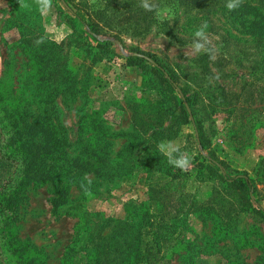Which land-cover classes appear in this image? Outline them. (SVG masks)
Returning a JSON list of instances; mask_svg holds the SVG:
<instances>
[{"label":"rangeland","instance_id":"1","mask_svg":"<svg viewBox=\"0 0 264 264\" xmlns=\"http://www.w3.org/2000/svg\"><path fill=\"white\" fill-rule=\"evenodd\" d=\"M131 1L140 2L69 0L92 13L100 9L105 15L100 22L113 29L124 27L119 13ZM150 2L156 5L155 19L146 32L124 31L113 37L87 33L60 0H51V8L43 11L37 0H23L27 7L21 0H0V264H61L65 256H83V251H70L79 244L74 239L82 222L79 206L91 219L112 217L113 225L133 217V209L146 198L144 173L133 164L140 155L139 143L146 130L165 125L177 114L179 98L191 104L225 173L256 179L257 162L264 157V41L248 33L247 26L249 19L264 24V12L243 16L241 26L236 10L226 7L228 0H205L203 8ZM187 12L190 20L184 17ZM204 21L213 51L196 53L189 31ZM161 22L175 35L165 34ZM131 52L154 58L173 84L150 64H127ZM164 141L180 144L192 156L189 169L182 171L160 153V161L177 177L157 170L150 175L166 181L164 191L170 197L186 192L193 201L186 227L180 225V239L174 249L167 248L168 263L264 264L262 223L248 211L229 206V198L222 197L219 216L205 209L213 206L221 183L198 168L202 160L191 123ZM20 142L48 149L43 167L59 170L53 181L25 180L20 155L13 150ZM92 142L105 148L108 162L128 175L80 171L75 160L85 157L84 146ZM254 184V196L264 208V166ZM60 185L67 199L62 210L75 205L69 209L73 215L50 212L48 200ZM85 188L91 195H85Z\"/></svg>","mask_w":264,"mask_h":264},{"label":"trees","instance_id":"2","mask_svg":"<svg viewBox=\"0 0 264 264\" xmlns=\"http://www.w3.org/2000/svg\"><path fill=\"white\" fill-rule=\"evenodd\" d=\"M66 9L72 14L73 17L80 23L87 33L91 35L107 34L113 37L119 36L122 32H128L129 34H141L148 30L150 25L154 22V10L146 11L140 7V2L123 8L119 13L124 17V27L113 29L108 23L103 24L100 19L105 17L103 11L89 12L86 6L79 8L77 3L71 4L69 0H60ZM109 1V0H104ZM172 7L178 5L192 6L196 4V7L203 8L206 5L205 0H169ZM82 6V5H80ZM155 9V8H154ZM236 21L244 25L245 19L243 16L250 14L255 16L256 12H264V0H242L240 6L236 9ZM232 10V11H234ZM260 10V11H259ZM232 14V13H231ZM190 12L184 14V17L188 20ZM105 22V21H104ZM249 25L247 26V32L255 34L264 41V24H260L259 21L249 19ZM201 24V23H199ZM162 31L169 29L165 22H161ZM121 26V24H120ZM106 29V31H104ZM168 30L164 33L171 34ZM196 28L189 31V36L194 35ZM174 33V31H173ZM179 39V38H177ZM186 41V40H185ZM140 53V52H137ZM142 54V53H141ZM145 55V54H144ZM148 56V55H146ZM150 57V56H148ZM151 58V57H150ZM157 66H154L147 60L136 55H127L125 62L131 64L134 60L143 61L150 64L160 75L161 78L168 84H173L172 76L161 66L158 62L151 58ZM166 74L168 78L165 77ZM178 100L179 110L172 118H170L165 125H159L157 127L149 128L145 131V135L142 137L139 147L140 155L136 161L133 162L136 170H140L144 173V184L146 188V198L137 204L133 209V217L127 220H116L121 222L119 225H113L115 219L109 217L103 222L99 219H91L92 217L86 214L79 206V220L82 222L80 226L76 228L74 239L79 241V244H75L70 247L71 253L83 251V256L73 257L65 256L61 261V264H169L166 256L167 248L174 249L175 242L180 239L179 235L182 232V226L186 227V217L193 212L189 206L193 205V201H188V195L185 193H178L177 196L170 197V194L165 192V182H161L163 178H152L153 170H157L159 173L170 175V179L177 177L176 171L170 172L169 166L163 165L160 161L161 154L158 149V144L161 141L174 138L180 129V126L185 123H191L193 131L196 133V143L201 157V162L198 163V168H203L206 173L216 175L221 183V188L216 194L213 206H207L205 208L210 214L219 216L218 210L221 206L219 203L222 197L231 199L229 206L237 207L239 210H246L252 214L257 221L264 225V208L259 204L258 199L254 196L255 180L263 170L264 160L262 157L256 165L254 176L249 177L244 173H236L232 176H228L224 170V162H222L214 152L208 147L207 140L203 137L201 127L199 126L197 119L194 117V113L191 109V104L186 100V104L190 109L186 111L181 98ZM133 127L139 129L140 126L135 122V118L131 119ZM90 139V138H89ZM12 142H15L13 140ZM32 142V141H31ZM35 143V142H33ZM14 151L20 160L19 164L22 167V173L25 180L28 181H53L56 173L59 171L54 169L51 172V166L44 169V155L48 151L47 148L35 145L27 142H20L16 144ZM139 147L135 149H139ZM85 157L75 160V164L80 171H88L93 174L102 175L107 171L118 170L121 175H128L127 172H123V168L115 169L113 165L108 162V153L105 148L92 144L84 146ZM125 149V148H124ZM12 150V151H13ZM128 150V149H127ZM48 153V152H47ZM46 153V154H47ZM123 158V157H122ZM121 162V161H120ZM119 162V166L122 164ZM42 165V166H41ZM118 165V164H115ZM121 167V166H120ZM200 170H198L199 173ZM55 173V175H53ZM113 173V172H112ZM148 175H146V174ZM106 174V173H105ZM58 174L57 180H61ZM180 179V178H179ZM159 181V183H157ZM161 182V185H160ZM223 195V196H222ZM51 214H72L69 209L74 206L69 205L68 208L62 210L63 205L67 202L66 190L63 185L58 186L53 195L48 200ZM225 203V201H223ZM218 205L217 207H214ZM133 218V219H132ZM185 223V224H184ZM108 229L107 232L104 231ZM170 241V245L166 246ZM84 247V248H83ZM172 254V253H169ZM69 255V252H68ZM31 260L28 261V264Z\"/></svg>","mask_w":264,"mask_h":264},{"label":"clouds","instance_id":"3","mask_svg":"<svg viewBox=\"0 0 264 264\" xmlns=\"http://www.w3.org/2000/svg\"><path fill=\"white\" fill-rule=\"evenodd\" d=\"M37 3L41 5V10L51 8V0H37ZM242 0H228L226 7L231 11L240 6ZM21 6L27 7L23 4L21 0ZM140 7L144 8L146 11H153L156 7L155 3L150 2V0H140ZM209 27L207 21L202 22L199 28L194 32L195 39L192 43V49L196 53H211L213 49L210 47L211 41L206 32V29ZM40 41H38L39 43ZM213 58L210 55V59ZM219 79V76L216 77ZM158 149L162 155L167 157L168 163L175 168H178L182 171H187L190 167L192 156L185 154L181 151V145L174 143L173 141H161L158 144ZM89 184L91 181L88 182ZM85 195H91L90 189L85 188Z\"/></svg>","mask_w":264,"mask_h":264},{"label":"water","instance_id":"4","mask_svg":"<svg viewBox=\"0 0 264 264\" xmlns=\"http://www.w3.org/2000/svg\"><path fill=\"white\" fill-rule=\"evenodd\" d=\"M112 41L115 42V43H117V44L119 43L118 40H116V39H113ZM130 54L131 55H136V56L142 57L145 60H147L148 62H150L151 64H153L154 66H157L156 63H154V61L150 57H148V56H146L144 54H140V53H136V52H131ZM164 75H165L166 78H168V76L166 74H164ZM176 89H177L178 93L180 94L179 89L178 88H176ZM180 96H181V94H180ZM183 104H184V107H185L186 111L189 112V109L187 107V104H186V102L184 100H183Z\"/></svg>","mask_w":264,"mask_h":264}]
</instances>
